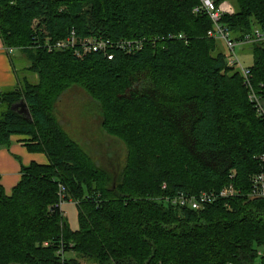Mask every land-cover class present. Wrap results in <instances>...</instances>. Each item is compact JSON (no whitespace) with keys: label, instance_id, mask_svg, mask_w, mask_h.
<instances>
[{"label":"trees","instance_id":"trees-1","mask_svg":"<svg viewBox=\"0 0 264 264\" xmlns=\"http://www.w3.org/2000/svg\"><path fill=\"white\" fill-rule=\"evenodd\" d=\"M214 1L232 3L221 22L235 40L264 30V0ZM198 4L0 0L4 44L26 55L37 77L0 92V148L19 135L48 158L23 166L12 194L0 183V264H264V199H247L264 152V114L209 36L210 17L194 13ZM72 30L144 45L131 54L109 49L112 59L47 49L46 39ZM252 46L251 82L262 99L264 41ZM76 86L98 103L106 134L126 145L120 169L96 162L62 122L58 104ZM21 99L32 118L13 109ZM229 183L240 195L203 209L170 202ZM60 185L77 205V230L60 207Z\"/></svg>","mask_w":264,"mask_h":264},{"label":"built area","instance_id":"built-area-1","mask_svg":"<svg viewBox=\"0 0 264 264\" xmlns=\"http://www.w3.org/2000/svg\"><path fill=\"white\" fill-rule=\"evenodd\" d=\"M233 7L231 4L224 3L217 5L214 0H199V4L194 8L195 14L208 15L213 22V28L208 32L209 36L221 39L226 44L230 52V64L237 67L244 77L245 84L249 88V98L254 102L259 112L264 114L261 107V95L256 92L252 85V72L249 66H245L237 52L239 45L255 44L264 41V30L260 28L254 29L251 34L246 35L241 40H235L231 31L222 24L221 19L225 13H232ZM182 37V36H180ZM144 40L142 39H119L111 40L97 36L81 37L77 35L75 30H72L68 37L52 42L50 38L46 39L45 46L49 51H72L78 58L91 54L92 52L102 51L109 59L114 56L109 49H118L127 54L135 53L143 48ZM9 53H13L15 48H7ZM256 159L260 164V171L250 176V191L247 194V199L256 200L264 199V152L259 154ZM235 173L231 175V178ZM60 207L67 202L65 201L66 187L59 186ZM166 186L164 185V188ZM233 183L225 185L218 191H203L197 195L179 194L170 199V202L182 207L191 209H203L205 205L212 203L218 199H229L240 195Z\"/></svg>","mask_w":264,"mask_h":264},{"label":"rangeland","instance_id":"rangeland-1","mask_svg":"<svg viewBox=\"0 0 264 264\" xmlns=\"http://www.w3.org/2000/svg\"><path fill=\"white\" fill-rule=\"evenodd\" d=\"M231 4L230 2H224ZM222 3V4H224ZM233 7V6H232ZM220 49L227 52L230 61V52L224 42L217 39ZM237 52L241 61L245 66L253 64V46L239 45ZM20 74H26L33 82L37 81V77L24 71L21 63L16 60ZM235 67V66H234ZM235 69L238 70L237 67ZM58 114L62 122L69 130V134L74 138L86 151H88L93 159L101 164V166L118 170L125 163L127 155L126 145L117 138L111 137L103 130L101 124V115L99 105L89 94L79 86L69 90L58 104ZM46 155V154H45ZM113 172V171H112ZM64 204L65 217L72 230L79 227L78 208L77 205ZM261 262V257L257 258V264Z\"/></svg>","mask_w":264,"mask_h":264},{"label":"crops","instance_id":"crops-1","mask_svg":"<svg viewBox=\"0 0 264 264\" xmlns=\"http://www.w3.org/2000/svg\"><path fill=\"white\" fill-rule=\"evenodd\" d=\"M16 60L21 63L24 71L30 66L26 55L18 50L13 53L8 52L0 35V92L16 89L19 86L20 78L27 76L20 74ZM261 107L264 111V98L261 100ZM24 139L23 136L14 135L9 146L0 148V183L8 195L12 194L14 187L20 182L23 166H28L32 162L48 163L47 156L44 153L31 152L23 142ZM67 204L76 205L74 202ZM62 210L65 214L64 205ZM81 263L88 264L85 261H81Z\"/></svg>","mask_w":264,"mask_h":264},{"label":"water","instance_id":"water-1","mask_svg":"<svg viewBox=\"0 0 264 264\" xmlns=\"http://www.w3.org/2000/svg\"><path fill=\"white\" fill-rule=\"evenodd\" d=\"M13 109L18 110V112L20 114H23L24 116H26L28 118H32L30 110L28 108V104L26 103V101L24 99H21L18 103H16L13 106Z\"/></svg>","mask_w":264,"mask_h":264}]
</instances>
